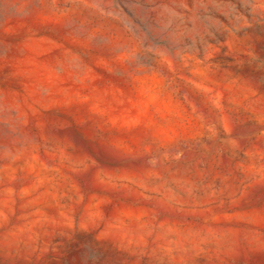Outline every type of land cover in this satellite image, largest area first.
I'll return each mask as SVG.
<instances>
[{"label":"rangeland","instance_id":"374dc122","mask_svg":"<svg viewBox=\"0 0 264 264\" xmlns=\"http://www.w3.org/2000/svg\"><path fill=\"white\" fill-rule=\"evenodd\" d=\"M0 264H264V0H0Z\"/></svg>","mask_w":264,"mask_h":264}]
</instances>
